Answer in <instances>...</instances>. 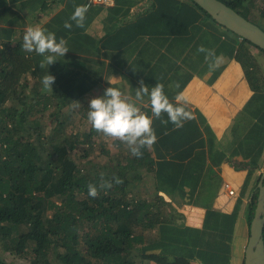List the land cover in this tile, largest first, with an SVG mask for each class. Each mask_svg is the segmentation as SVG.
I'll use <instances>...</instances> for the list:
<instances>
[{
	"label": "trees",
	"instance_id": "trees-1",
	"mask_svg": "<svg viewBox=\"0 0 264 264\" xmlns=\"http://www.w3.org/2000/svg\"><path fill=\"white\" fill-rule=\"evenodd\" d=\"M113 1L122 7L130 2ZM174 1L171 10L177 18L182 14L183 26L198 18L196 13L204 15L235 36L240 48L250 44L264 54L193 0L187 1L192 11L183 1ZM221 1L264 30V0ZM171 2L157 0L151 9L154 12L147 16L152 21L161 18ZM84 4L94 3L85 0ZM171 10L165 13L170 16ZM121 14L127 25L131 17L125 9ZM56 19L42 28L55 33L57 42L65 39L69 51L44 68L40 67L44 57L23 49V34L13 40L12 27L0 23V264H230L222 231L206 232L205 222L173 225L164 216L156 192L160 176L155 168L157 146L143 148L141 138L129 143L105 137L91 127L88 105L97 95L90 88L101 77L103 62L96 65L94 60L87 64L81 60L80 47L93 48V38L83 32L74 35L79 29L74 22L70 21L73 27L69 30ZM134 27L141 30L148 25L136 23ZM68 35L72 38L67 39ZM235 54L255 83L257 64L251 62L249 50L244 57L237 50ZM116 55L122 57L120 49ZM257 62L262 70L261 59ZM81 65H85L82 71ZM47 73L55 77L51 90L41 83ZM95 136L107 140L98 142ZM108 144L116 150L110 152ZM100 147L102 159L92 160L91 149ZM134 148L143 153L141 157L131 154ZM117 177L123 183L116 184ZM149 177L156 184L152 197L148 192L146 197L135 193ZM106 183L112 187L103 188ZM89 184L97 188L96 198L88 195ZM256 194L257 189L248 203V221ZM233 261L243 264V256L239 253Z\"/></svg>",
	"mask_w": 264,
	"mask_h": 264
},
{
	"label": "crops",
	"instance_id": "crops-1",
	"mask_svg": "<svg viewBox=\"0 0 264 264\" xmlns=\"http://www.w3.org/2000/svg\"><path fill=\"white\" fill-rule=\"evenodd\" d=\"M84 1L0 0V23L11 26L10 38L18 39L28 26L42 28L54 23L56 17V23L64 25L74 4ZM156 1L130 0L123 7L114 1L90 5L85 27L74 35L83 32L92 37L94 47L84 43L80 59L86 64L103 62L101 77L90 88L97 98L108 99L105 89L117 88L124 102L152 117L150 92L160 83L174 107L184 106L193 114L180 128L171 122L161 123L168 120L165 112L159 119L152 117L157 136L153 146L158 147L155 168L160 174L158 204L173 225L205 222L206 232L222 231L229 263L234 264L237 254L243 256L249 230L248 203L264 171V66L258 69L255 46L243 44L240 48L235 36L204 15L196 13L198 18L183 26L182 14L178 20L171 10L174 0L164 8L172 11L170 16L164 12L152 21L149 16ZM181 1L195 10L188 0ZM123 9L131 17L127 16V25L122 21ZM136 23L148 27L139 30ZM201 45L215 53L208 61L205 53L197 51ZM246 48L251 62L257 64L255 83L235 54L237 50V55L244 57ZM259 59L264 60L262 56ZM210 64L214 66L210 68ZM84 66H79L81 71ZM141 80L149 93L137 97ZM179 93L186 102L175 100ZM155 185L150 177L144 180L143 196L148 192L152 197ZM228 188L233 189L232 194Z\"/></svg>",
	"mask_w": 264,
	"mask_h": 264
},
{
	"label": "clouds",
	"instance_id": "clouds-1",
	"mask_svg": "<svg viewBox=\"0 0 264 264\" xmlns=\"http://www.w3.org/2000/svg\"><path fill=\"white\" fill-rule=\"evenodd\" d=\"M89 6L86 4L74 6V12L69 17V21L75 23L77 28H84L86 22V14ZM69 21L64 22V28L71 30L73 24ZM23 49L27 52H35L37 55L44 57L40 62V67L44 68L52 65L57 57H63L68 51L67 42L60 38L57 42L55 33L47 32L39 26H28L23 35ZM198 52L205 53V60L215 55L211 49H206L203 45L199 46ZM51 53L54 55H45ZM214 65L210 64L212 68ZM55 81V77L46 74L42 77L41 83L45 89L51 90L50 85ZM140 89L136 92V96L140 97L141 93L148 94L149 90L144 85L143 80L139 81ZM178 87V85H177ZM104 95L108 99L93 98L89 101V111L87 113V120L91 127L99 133H103L105 137L114 139L128 140L129 143L135 142L136 138H141L139 143L143 148H151L157 141V136L152 128V117L160 118L161 113H167L168 120H161V123L171 122L176 128L183 126L187 120L193 119V114L185 110L184 106L174 107L169 102L168 97L164 93V85L157 83L150 92V103L152 117L144 113H140L139 109L132 107L130 104L121 99V91L114 87H107ZM177 102H186V98L182 93L176 95ZM75 107H79V103L74 102ZM131 154L137 158L142 156L139 149H132ZM123 183L118 177L116 184ZM103 188L109 189L111 184H103ZM88 195L96 198L99 195L97 188L93 184H89Z\"/></svg>",
	"mask_w": 264,
	"mask_h": 264
},
{
	"label": "water",
	"instance_id": "water-1",
	"mask_svg": "<svg viewBox=\"0 0 264 264\" xmlns=\"http://www.w3.org/2000/svg\"><path fill=\"white\" fill-rule=\"evenodd\" d=\"M218 23L264 50V30L221 0H193ZM257 194L243 252V264H264V171Z\"/></svg>",
	"mask_w": 264,
	"mask_h": 264
},
{
	"label": "rangeland",
	"instance_id": "rangeland-1",
	"mask_svg": "<svg viewBox=\"0 0 264 264\" xmlns=\"http://www.w3.org/2000/svg\"><path fill=\"white\" fill-rule=\"evenodd\" d=\"M254 15V14H253ZM255 16V15H254ZM244 44V43H243ZM253 46V45H252ZM258 49V48H257ZM257 55V54H256ZM259 56H262L263 58H264V54L262 53H259V51H258V55H257V58H259ZM262 62H263V64H264V60H262ZM94 138H97V140H98V142H105V140H107L106 138H103V137H94ZM109 140H111V139H109ZM109 142H112V141H109ZM86 145V144H85ZM84 145V146H85ZM108 147L110 148V152H114L115 150H116V146L115 145H113V144H108ZM101 147L100 148H98V149H94V148H92L91 149V153H90V156H91V158H92V160H99V159H102V157H103V153L101 152ZM138 187V191H135V193H138V194H140V195H142L143 196V194H142V192H143V189H144V187H142V186H137ZM139 190H142V191H139ZM15 262V261H14ZM17 264H21V262L20 261H17Z\"/></svg>",
	"mask_w": 264,
	"mask_h": 264
},
{
	"label": "built area",
	"instance_id": "built-area-1",
	"mask_svg": "<svg viewBox=\"0 0 264 264\" xmlns=\"http://www.w3.org/2000/svg\"><path fill=\"white\" fill-rule=\"evenodd\" d=\"M88 2L110 4L112 2V0H88ZM226 186H228V185L226 184ZM227 191L230 194L233 193V189L232 188H228Z\"/></svg>",
	"mask_w": 264,
	"mask_h": 264
}]
</instances>
